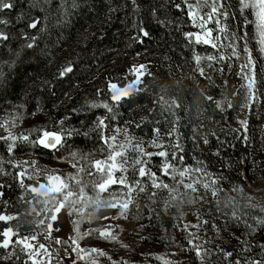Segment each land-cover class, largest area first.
Returning <instances> with one entry per match:
<instances>
[{
	"label": "trees",
	"instance_id": "obj_1",
	"mask_svg": "<svg viewBox=\"0 0 264 264\" xmlns=\"http://www.w3.org/2000/svg\"><path fill=\"white\" fill-rule=\"evenodd\" d=\"M10 2L14 7L0 12V19L11 22L0 25V35L7 36L6 40L0 38V214L14 219L0 221V242L8 227L21 236L39 227L29 223L36 217L29 214L31 196L20 181L30 188L45 180L19 175L26 159L53 163L59 158L72 159L75 153L76 167L87 173V163L79 158L107 157L103 137L117 129L143 149L155 153L168 150V160L177 169L202 167L207 176L193 172L203 176L206 184L213 180L215 187L222 183L235 189L245 224L254 232L264 229L263 94L259 92L251 101L244 78L249 71L245 61L221 48L189 43L183 33H199V29L182 0H136L135 8L132 0H35V7L33 0ZM33 19L40 21L35 29L27 26ZM139 22L150 33L143 43L134 39L142 36L134 27ZM221 54L223 62L207 59ZM196 55L202 58L199 67L203 74ZM140 65L146 66L140 89L118 103L112 101L109 85L133 83L136 76L132 69ZM68 67L73 71L61 75ZM105 102L114 106L112 113L102 106L92 107ZM100 118L105 119L103 129L97 128ZM34 120H38L36 127L26 126ZM241 122H246V127ZM173 128H178V133L173 134ZM8 130L17 137L29 135L31 141H37L43 131L60 133L63 147L45 149L18 139L9 152L2 139ZM157 131L161 138L157 143L163 147L151 143ZM177 137L183 151L174 160L171 145ZM181 155L183 162L178 163ZM163 160L154 155L145 166L157 179L170 180L162 171ZM149 178L147 174L139 177L138 172L134 177L144 183ZM116 190L112 187L102 197ZM140 202L130 214H143L155 224L151 232L162 243L161 248L165 241L178 243L186 254L185 235L183 240L176 237L178 215L169 214L163 204L152 212V200L141 198ZM40 239L43 243L44 237ZM8 251L0 248V256ZM209 257L206 264L212 262ZM27 259L20 254L18 260L0 259V264H24ZM195 261L200 264L196 257ZM167 262L155 258L151 264Z\"/></svg>",
	"mask_w": 264,
	"mask_h": 264
},
{
	"label": "rangeland",
	"instance_id": "obj_2",
	"mask_svg": "<svg viewBox=\"0 0 264 264\" xmlns=\"http://www.w3.org/2000/svg\"><path fill=\"white\" fill-rule=\"evenodd\" d=\"M193 4L196 0H191ZM222 3L227 8L229 13L227 24L228 37L220 34L217 31L215 23H209L208 28L213 29V36H220V43L228 45L234 43L236 50L239 52V58L232 55L230 47L221 48L223 52H227L229 56L241 59L247 63L248 53L244 51L248 48L251 54L252 65L249 68L247 76H251L254 80V88L250 95L247 87L248 80L246 79V87L251 101L259 97V92L264 97V52H261L258 43V33L256 30V16L254 10L249 7L241 11V0H222ZM209 9H202V14ZM252 19H250V17ZM249 28V30H248ZM199 29V28H198ZM201 30L199 29V32ZM210 45V44H208ZM263 60V61H262ZM139 67V66H137ZM145 72L136 79L133 83L119 89L128 88L130 85H135L130 90V94L138 91L142 84ZM129 94V95H130ZM126 97H122L124 99ZM38 120L27 123L26 126L36 127ZM9 134L13 135L12 130L6 132V137ZM116 135L115 144L125 143L128 139L125 132L105 133V137ZM132 145H137L131 140ZM147 153H155L153 149H144ZM129 156H135L131 147L128 149ZM261 157V156H260ZM107 157L98 158L92 157L90 160H105ZM252 160V155H249ZM33 168L36 170L33 173ZM47 169L48 172H44ZM23 171L25 176L45 180L47 174L52 173L60 175L62 179H67L69 176L78 174V167L73 166V161L70 158H59L53 163H38L36 159H26L24 162ZM170 171V170H169ZM40 173H43L40 175ZM136 171L132 167H128V171L123 173L126 176L128 184L132 187V192L128 197V208L121 214L119 207L112 208V196L100 197L94 201V206L85 210L83 217L70 213L68 207L56 213L57 220L52 221L53 229L50 238H45L43 234L39 235L37 241L33 243H41V236L44 237L43 244L48 249L50 255L40 256L46 264H92L95 260L96 264H151L155 258L174 262L177 264H206L212 258L211 264H264V229L253 231L250 225H246L241 216V199L235 189L228 185L218 183L215 187L216 194L213 195V188H205V178L198 173L192 172L185 177V182H193L196 191L183 188L179 185L180 177L178 173L175 179L172 173L166 174L170 180L157 179V183L168 184L170 187L179 186L180 190L173 195H169V190L164 188H156L152 185V180L149 178L147 182H139L134 179ZM85 184L88 185L87 192L89 195H94L90 185V180H96L86 173L81 174ZM117 176L121 173H116ZM262 176V174H259ZM46 180L43 182L45 183ZM139 183L140 190L136 187ZM112 187H117L116 192L122 193L123 186L112 185L105 193H110ZM103 195V194H102ZM152 200L154 208L163 204V208L169 214H177L179 218L176 237L183 240L185 235L188 245L186 246V254L183 252V246L178 243L167 244L156 239L155 234L151 232L155 227L154 223H150L148 218L143 214L131 215L130 211L139 205L140 200ZM79 222V232L77 233L75 222ZM251 229V230H250ZM101 231H108L114 239H106L100 236ZM16 232V231H15ZM17 233V232H16ZM80 237L76 240L80 249L86 250L88 255L84 259H78L77 254L73 251L76 244L72 243L73 238ZM17 233L12 237V244H15L16 239L22 238ZM57 240L60 243H57ZM166 245V246H165ZM169 246H174L170 250ZM91 249H97L103 252L104 255L91 253ZM8 250H11V245ZM200 253L198 255L197 253ZM262 256L261 263H258L257 258ZM195 256V257H194ZM31 262V261H30Z\"/></svg>",
	"mask_w": 264,
	"mask_h": 264
},
{
	"label": "snow or ice",
	"instance_id": "obj_3",
	"mask_svg": "<svg viewBox=\"0 0 264 264\" xmlns=\"http://www.w3.org/2000/svg\"><path fill=\"white\" fill-rule=\"evenodd\" d=\"M47 2V0H46ZM134 8L136 7V0H132ZM188 8V17L191 22L198 27L201 31L199 33H188L185 32L183 35L189 41V43L195 44H210L214 49L215 48H226L230 47L232 49V55L239 58V52L236 50V45L234 43H230L228 45H223L220 43V36H213V29L208 28L207 25L209 23H215L217 26V31L228 37L227 32V24L226 21L228 19L229 13L227 8L222 3V0H196V3L193 4L191 0H182ZM33 7L36 6L35 0H33ZM14 4L10 2V0H0V12L5 9H12ZM175 7L180 10V5L177 4ZM251 7L256 16V30L258 33V43L261 46V52H264V0H241V11L245 8ZM209 9L207 12L202 14V9ZM23 15V14H22ZM155 15V12H153ZM39 19H33L28 23V27L31 29L37 28V24L39 23ZM11 23L8 20L0 19V25H8ZM134 27L137 28L138 33H142L141 35H137L134 37L139 43H143V37H149V31L145 30L143 27V23H135ZM194 37V39H193ZM0 38L7 39V36L0 35ZM29 48L33 47L32 43L27 45ZM244 51L248 53L247 56V64L244 67H251L252 60L251 54L247 47H245ZM201 57L199 55L195 56V60L198 66V69L201 74H203L204 69L199 67ZM209 61H220L223 62L225 60V56L223 54L218 57L213 55L207 57ZM73 69L71 67L66 68L61 75H65L66 73L72 72ZM133 72L137 74V81H139V77L143 75L144 71H146V66L140 65L132 69ZM243 72V68H242ZM245 79L248 80V89L250 95L254 88V80L251 76H245ZM135 85H130L128 88L119 89L115 83H111L109 85L111 91V100L114 102H120L122 97H127L130 94V90L134 88ZM105 108L109 113L114 111V106L105 102L102 105L93 104L92 107H100ZM178 106V105H177ZM243 127H246V122H241ZM105 119L100 118L97 121V128L103 129L105 128ZM122 131L121 129H117L116 132L119 133ZM178 128H173L171 132L173 134L178 133ZM73 133L69 132L68 135H72ZM8 143V151L12 152V150L16 147V142L19 139L22 142H28L32 144H38L45 149H59L63 147V138L62 134L50 131H43L42 136L38 138L37 141H31L29 139V135L22 134L19 137L13 136L9 134L8 137L2 138ZM161 138L159 136V132L157 131L156 139L151 143L156 147H163L162 144L157 143ZM104 144L107 146L106 150L108 151V156L105 160H96V161H86L85 158L80 157L79 160L81 163H87L88 171L87 174L91 177L95 175L97 177L96 180H90V185L92 188V192L94 195H89L87 192L88 185L82 179V175L85 173V169L83 167H78V174L69 176L67 179H62L60 175H55L49 173L46 175L45 183L37 182L36 186L28 187L23 183V180L20 181L21 187L25 189V191L31 196V200L27 201L29 203V214L36 217L33 221L29 222L34 226H39L36 230H33L28 236L18 238L15 241V244H12V237L17 235V233L13 230L12 227H8L7 230L3 231L2 236L3 240L0 242V248L9 249L11 245V250L8 251L5 255L0 256L2 260H13L19 259L20 254H25L27 256V261L24 264H28V261H31V264H46L45 261L41 259H37L40 256L50 255L48 249L45 247L43 243H33L37 241L39 235L43 234L45 238H50L51 231L53 229L52 221L57 220L56 213H59L61 209L68 207L70 213L77 214L83 217L85 210L89 207L94 206V201L99 200L103 193L108 191L109 187L112 185H120L123 186L122 193H111L112 202L110 207L116 208L119 207L121 209V214H123L124 210L128 208L129 200L128 197L132 192V187L128 184L126 176L123 173L128 171V167H132L134 171L138 172L139 177H144L146 174L151 178L152 185L156 188H164L169 190V195L173 196V199L176 197L173 195L175 192L180 190L179 186L170 187L168 184L157 183L155 173L151 172L145 165L151 162L152 156H159L164 158L162 171L165 174L169 173L171 169L173 178L175 179L176 174L178 173L181 178L179 181V185L186 189H191L192 191H196L193 182H185V177L189 176L193 171L195 172H203L205 176H207L206 170L201 168H196L193 170L192 168H182L177 169L173 163H170L168 157L170 152L168 150H161L156 153H147L144 151L141 145H132L131 137H129L125 143L115 144L116 135L114 134L111 137H103ZM207 143V140L204 141ZM131 147L132 152L135 153V156H129L128 149ZM183 151V146L179 143L178 137L177 142L171 145V154L173 159H177L176 154L178 152ZM184 157L181 155L178 158V163L183 162ZM73 166H77L78 160L77 156L74 153L72 156ZM94 170V171H93ZM36 170L33 168V173ZM44 172H48L47 169ZM121 173V175L117 176L116 173ZM43 173H40L42 175ZM19 175L23 177L25 172L22 170ZM215 181L210 180L209 184H205L204 187L208 188L210 185L213 186V195L216 194L215 189ZM136 187L140 190L139 183L136 184ZM14 219L12 215L0 214V221H11ZM79 222H75V227L77 233L79 232ZM100 236L106 239H114L108 231H101ZM80 238L79 236L73 238L72 243L76 244V240ZM57 243H60L57 240ZM73 251L76 252L78 259H84L85 256H82L81 253L84 252L85 255H88V252L84 249H80L78 244L73 248ZM91 253H97L99 255H104L103 252H100L97 249H91ZM200 255V253H197ZM92 264H96L95 260L92 261ZM167 264H171V262H167Z\"/></svg>",
	"mask_w": 264,
	"mask_h": 264
}]
</instances>
